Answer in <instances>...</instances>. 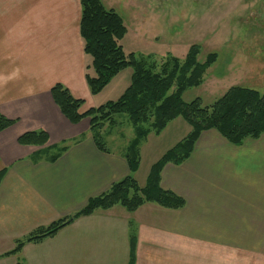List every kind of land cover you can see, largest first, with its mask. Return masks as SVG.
<instances>
[{"label":"crops","instance_id":"1","mask_svg":"<svg viewBox=\"0 0 264 264\" xmlns=\"http://www.w3.org/2000/svg\"><path fill=\"white\" fill-rule=\"evenodd\" d=\"M80 9L79 0H0V113L14 120L0 132V169H7L0 182V264H127L129 222L136 227L135 264H264V133L233 145L214 129L201 132L182 163L162 169L160 186L182 197L183 207L146 202L132 212L120 205L96 209L3 255L17 239L74 213L129 173L124 151L132 138L123 141V132L112 129L123 122L103 128L105 149H99L89 118L70 122L50 93L63 84L84 100L80 112L111 100L110 93L97 99L87 85L86 74L94 72L80 36ZM227 52L223 66L250 62L242 45ZM121 72L108 83L115 80L119 96L131 81ZM233 82L229 87L239 85ZM179 118L156 135L166 132L170 146L156 152L146 147L161 140L148 145L152 133L143 140L136 180L145 182L151 164L189 132ZM32 130L48 134L45 146L19 144L18 136ZM51 145L66 146L55 161L42 149ZM143 152L150 156L144 171Z\"/></svg>","mask_w":264,"mask_h":264},{"label":"trees","instance_id":"2","mask_svg":"<svg viewBox=\"0 0 264 264\" xmlns=\"http://www.w3.org/2000/svg\"><path fill=\"white\" fill-rule=\"evenodd\" d=\"M80 36L84 52L91 58L94 74H86L91 94L99 93L123 68H132L131 81L116 100L90 107L80 112L82 98H75L61 83L50 88L53 101L61 113L72 123L89 118V130L95 145L105 149L102 130L107 125L117 124L116 114L126 115L133 127L134 135L124 151L129 173L113 182L103 193L88 199L86 204L74 213L39 226L24 237L17 239L12 249L3 255L17 253L25 243H36L54 236L61 228L80 216L93 213L96 209H108L120 205L129 212L146 202L171 209L184 206L182 197L160 186L163 167L167 163L180 164L188 158L201 132L214 129L233 145H240L249 138H258L264 133V92L256 88L230 86L211 105H202L200 98L183 101L182 94L188 88L197 87L204 81V74L216 58L209 53L203 62L197 60L199 47L193 44L185 57L173 56L162 61L137 59L133 52L126 54L120 40L126 33L122 17L107 8L102 0H79ZM172 89V91H170ZM180 117L191 127L176 144L167 149L149 168L144 185L140 186L134 173L140 164V145L149 133L159 134L173 119ZM14 123L0 113V132ZM17 141L23 145L45 146L48 134L43 130L21 133ZM49 161H55L66 150L65 145L43 147ZM41 150V149H40ZM40 150L34 159L40 156ZM0 169V182L6 173ZM129 257L127 264H135L136 227L129 222ZM15 264H25L16 262Z\"/></svg>","mask_w":264,"mask_h":264},{"label":"rangeland","instance_id":"3","mask_svg":"<svg viewBox=\"0 0 264 264\" xmlns=\"http://www.w3.org/2000/svg\"><path fill=\"white\" fill-rule=\"evenodd\" d=\"M102 1L105 7L113 8L124 21L126 33L120 44L126 54L133 52L137 59L152 58L158 62L170 56L183 59L193 44L199 47L197 55L199 62H203L209 53L217 54L218 59L206 70L203 83L184 91L183 101L190 102L200 98L202 105H211L235 80L233 83L239 86L256 88L259 92H264V0ZM253 29H257V32ZM239 45L250 52L245 55V59H249L250 62L244 67L223 66L228 54L227 47ZM121 71L123 72L119 77L125 73L131 75L132 68L128 66ZM213 76L218 79L215 83L211 82ZM114 81L99 92L97 99L103 100L104 95L109 93L111 100L119 97L118 93L114 95L112 86ZM108 100L109 97H106L104 103ZM115 117L117 124L123 122V125L114 126L113 133L122 131L124 135L122 140L127 142L134 135L133 127L126 115L116 114ZM172 126L173 124H170L169 127ZM167 129L169 133V128ZM165 133L159 137H156L159 134L152 133L148 138L150 141L148 145L157 140L161 141L147 146V150L154 147L157 148L156 152H159V149L168 146L170 141L167 140ZM123 141L120 140L119 144ZM149 158L150 156L143 152L141 157L143 171L149 168ZM137 180L140 186L144 185V179L139 177Z\"/></svg>","mask_w":264,"mask_h":264}]
</instances>
